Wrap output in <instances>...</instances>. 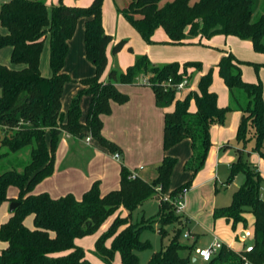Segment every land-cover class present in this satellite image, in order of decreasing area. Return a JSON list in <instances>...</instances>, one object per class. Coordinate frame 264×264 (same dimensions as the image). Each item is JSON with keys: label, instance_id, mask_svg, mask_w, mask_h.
<instances>
[{"label": "trees", "instance_id": "1", "mask_svg": "<svg viewBox=\"0 0 264 264\" xmlns=\"http://www.w3.org/2000/svg\"><path fill=\"white\" fill-rule=\"evenodd\" d=\"M162 1L131 0L120 11L146 44H153L154 32L162 28L171 45H183L187 37L201 40L222 35L248 40L255 52L264 54V3L261 13L255 17L253 0H172L160 6ZM102 2L93 0L88 7L60 3L52 8L50 17L44 0H11L0 5V27L6 30L5 35L0 33V49L9 47L12 65L20 66L13 69L0 63V164L10 155L28 151V160L21 169L11 167L0 171V206L11 200L7 195L10 187L18 190L13 200L17 206L0 226V242L5 244L0 250V264H90L75 241L96 234L120 208L128 212L127 217L117 215L95 241L93 253L104 264H112L116 254L120 264H138L137 252L149 248V244L140 240V233L149 226L144 218L132 223L130 215L159 192H168L176 158L165 155L156 167L155 179L150 182L139 177L130 180V172L121 165L118 189L101 194L99 182H94L80 200L72 194L52 198L47 193L33 194L32 191L53 174L56 145L62 133L76 139L91 137L108 152H121L120 147L102 136L101 116L111 113V102L123 104L128 100L116 84L131 85L140 76L147 78L157 107L166 109L173 105L172 111L164 113L162 147L167 151L189 140L191 156L184 169L193 177L207 159L211 127L222 126L229 112L241 113L235 137L236 159L229 166L228 182L239 173L244 180L233 194L231 204L214 208L212 218L222 219L236 229L238 225L245 227L246 216L251 215L252 251L236 252L222 244L217 253L202 264H264V199L260 197L263 178L248 161L252 152L264 157L261 153L264 147L261 83L244 81L241 76L244 63L231 53L222 55L215 66L229 94L225 108L218 107L217 96L210 91L212 69L199 78L197 91L189 92L183 100H176L174 87L165 84L170 80L175 86L188 80L189 69L200 70L197 62L158 66L141 56L124 73L118 75L110 70L107 81H101L107 66L106 49L112 41L103 29ZM81 18L85 19V56L94 65L96 74L80 81L83 88L71 99L64 117L62 91L64 84L71 80L63 67L68 42ZM47 37L50 77H44L40 71L41 52ZM125 43V40L116 43L111 53L117 54ZM83 96H89L90 103L85 121L81 122ZM191 101L195 103L194 112L189 110ZM47 132L50 133L49 143ZM251 141L254 146L246 152ZM231 147L225 145L222 149ZM190 184L170 191V201L159 202L157 215L165 217L158 230L162 238L166 236L163 227L176 222L173 199ZM29 215L33 216V229L24 224ZM179 231L164 250L152 255L148 264H191L188 257L179 255L181 249H193L188 243L178 242Z\"/></svg>", "mask_w": 264, "mask_h": 264}, {"label": "rangeland", "instance_id": "2", "mask_svg": "<svg viewBox=\"0 0 264 264\" xmlns=\"http://www.w3.org/2000/svg\"><path fill=\"white\" fill-rule=\"evenodd\" d=\"M44 1L49 17L51 15L52 8L59 5L60 3L65 6H74L82 3L85 5L84 7H88L91 3L90 0ZM130 1L131 0H103L102 2L101 15L103 18L105 31L116 38V40L120 39L127 41L132 51L129 52L126 47L122 53L118 52L120 54L117 53L113 55L110 52L111 47H109V51L107 53V66L100 79H106L110 70H115L118 75L124 73L129 67V65H127L128 61L132 60L134 62L137 57L141 56H145L152 64L155 65L197 62L200 64V70H194L193 72L189 71L190 76L192 73L191 83L188 86L186 84L182 89L179 90L174 88L176 100H183L186 96L188 87H191L192 85V88H194L196 86V78L200 72L207 73L210 69H212V72H216L215 64L220 55V51L231 50L230 52L238 60L244 63L242 65L241 71L242 79L250 83L260 82L263 88L264 99V54L255 52L250 41L215 35L208 41L203 40L201 43H198L193 37H187L183 45H171L167 43V35L163 29L158 28L153 34V44L149 46L142 40L140 35L135 32L130 23L120 14V11L123 9V7H126ZM170 1L172 0H163L160 3V6H163ZM195 1L197 0H192V2ZM263 3L264 0H253V10L255 17L261 13ZM1 29L2 28L0 27V30ZM71 46V50H74L73 59L69 64V68H67L66 71L64 70L71 81L64 84L62 91V99L64 100V103L67 100L69 101V104L66 102L67 108L65 113H67L71 102L69 99L72 92L71 90H74L75 87H80L81 80L93 77L96 74L94 65L85 56L82 20H79L78 22L75 33L71 39ZM49 53L50 42L49 38L47 37L43 43L41 52L40 71L41 69H46L50 77L51 69L49 66ZM1 61L6 62L9 66H12L10 61V49L8 47L0 49V62ZM189 79L185 82L188 83ZM149 88L151 89L150 86ZM212 88L214 89L213 91L218 98V103L221 104L224 102L225 106L228 105V92L222 84V81L214 80L212 83ZM78 92L79 91H77L76 94ZM231 120V113L229 112L227 113L222 127L226 131L225 136L227 137L226 139L229 141L230 145L235 146L237 129L236 125L233 124L234 121ZM154 123L160 125L162 135L164 129L163 115H161V120L159 123L157 120L154 121ZM62 134L58 138L55 150L56 169L59 168L57 157H59V150L62 144ZM46 135L48 136L49 143L50 133L47 132ZM217 145V138L216 140H211L210 153L207 155L205 164L194 177L190 172L185 171L184 169L185 163L187 162V160H185L187 155L186 151H181L179 154L180 158H176L177 161L172 172L173 175L170 179L169 188L174 190L186 183L191 182V184L188 192L181 198L183 203L182 211L179 213L175 206H173L174 218H176V222L169 223L163 227L166 236L162 238L158 233L160 223L165 217H158L157 213L159 209V202L170 201L168 192H159L156 196V199H148L131 213L130 221L132 223H139L141 219L144 218L145 224L149 226V228L143 229L140 233V240L149 244V248L137 252L138 264H148L152 255L156 252L164 250L173 239L174 233L178 232L179 230L180 234L178 237V242L180 244L188 243V245L193 248L192 250L181 249L179 251V255L184 258L188 257L191 261V264H202L200 259L193 261L194 257L197 258L195 251L197 249H208L215 241L228 246L236 252L243 251L246 246L252 244L253 218L251 215L246 216L245 227L243 225H238L236 229H232V227L222 219L214 220L212 218V210L214 208L226 207L231 204L233 194L238 190L244 180L243 174L239 173L228 182V165L231 163V161H235V152L233 149H228L226 152H219ZM180 146L181 145H179L178 148H181ZM253 146L254 141L251 142V147L253 148ZM261 153L264 155V147L261 149ZM113 158L117 160L118 158H121V154H113ZM27 160L28 151L26 149V151H23L18 155H10L8 159L0 164V171H4L11 167L21 169ZM248 161L258 168L260 175L263 178L260 194L264 195V157L261 156L259 152H252L248 157ZM132 173L136 172L132 171ZM155 177L156 173L154 170H152V173L143 179L149 182L155 179ZM10 193H15V195H18V190L15 187H10L8 194ZM178 195L173 199V201L178 197ZM81 197L82 196H79L78 199H81ZM74 198L77 199L75 196ZM165 214L170 215L171 213ZM115 215L116 214L113 216ZM117 215L114 217V219L117 217ZM124 218H126V216H124ZM3 219L6 221V214L2 217L0 213V226L4 222ZM239 228L250 232L251 236L245 239L244 234H242L238 238ZM120 229H122V227ZM78 242L85 252L86 260L90 264H104L93 253L95 242L94 237L87 236L79 239ZM0 249H2L1 242ZM112 264H120L118 254L115 255Z\"/></svg>", "mask_w": 264, "mask_h": 264}, {"label": "crops", "instance_id": "3", "mask_svg": "<svg viewBox=\"0 0 264 264\" xmlns=\"http://www.w3.org/2000/svg\"><path fill=\"white\" fill-rule=\"evenodd\" d=\"M92 1L93 0H90V2ZM4 2H6V0H0V5ZM84 6L85 5H83L82 3L81 4L79 3L78 5H74V6L69 5V7H84ZM79 20L83 21V32H84L85 19L81 18ZM102 25L104 32L107 35L111 36L112 38L111 43L108 45L106 49V56H107L109 47H111L110 48V52H111L112 47L121 40L120 39L116 40V38H114L111 34L105 31L103 18H102ZM0 33L2 35H5L6 30L2 28L0 30ZM231 37L232 36H228L226 38H231ZM232 38H236V37H232ZM71 39L68 42V52L63 67L64 73L66 69L69 68V64L73 59L74 50H71L72 49ZM194 40L201 43L203 40L208 41L209 39L200 40L199 37H196ZM126 47L127 50L129 48L131 49L127 41L119 52L122 53ZM230 51L231 50L220 51V55L216 60V64L222 55L231 53ZM10 54H11V49H10ZM0 63L1 64L3 63L2 65H5L13 69L20 68V66H14V65L9 66L6 62L1 61ZM133 63L134 62L132 60H129L127 65L131 66L133 65ZM158 66H162V65H158ZM215 70L216 72L213 71L212 73V83L214 80L222 81L218 75V70L216 67ZM189 71L193 72L194 69H189ZM241 71H242V67H241ZM41 74H43L45 77H49V74L47 73L46 69L45 70L41 69ZM204 74L206 73L200 72L198 74V77L196 78V86L194 88H192L193 87L192 85L191 87L189 86L186 95L191 91H197V83L199 81V78ZM191 78H192V73L187 83V86L191 83ZM101 81L106 82L107 78L103 80L101 79ZM212 83L210 86V91L214 93L213 91L214 89L212 88ZM116 87L120 93L128 96V100L123 104H117L111 102V113L109 115L101 116V121H102L101 134L104 138L115 143L118 147H120L121 152L118 153V155L121 154V158H118L117 160L113 158V154L108 152L106 149L100 147L94 139L91 140L90 138V142L87 143L85 139H76L66 133H63L61 139L62 144L59 150V157H57L59 168L58 169L55 168V161H56L55 159L53 174L50 177L41 181L38 185H36V187L32 191L33 194L47 193L52 198H59L67 194H72L77 198V200H80L78 199L79 196H82L92 186L94 182H99V188L101 194H105L112 190L118 189L120 185L121 165H124L130 173L134 171L136 172L135 174L137 177H139L142 180H145L143 178L149 176L152 173V170H154L156 173V167L160 164V162L162 161L165 155L174 158H180L179 155L180 152L185 150L187 153L185 160H188L190 158L191 147L189 140H183L182 142L171 147L167 151L163 150L162 148L163 134L161 135L160 125L155 124L154 121L157 120L159 123L161 120V115H163L164 118V113L166 111H172L173 105H171L166 109H162L156 106L154 93L149 88L146 77L140 76L131 85H124L117 83ZM82 88L83 87L81 85L80 87H75L74 90H71L72 92L70 94L69 99L71 100L75 96L76 92L80 91ZM225 89L227 90L226 87ZM66 102L67 104H69L68 100ZM66 102L64 103V100L61 97V111L64 117L66 116L65 113V110L67 108ZM89 103H90L89 96H83L81 98L80 101L81 122L85 121ZM228 104H229V94H228ZM217 105L220 108H225L228 106V105L225 106L224 102L219 104L218 98H217ZM189 110L191 112H194L196 110L195 103L193 101L190 102ZM230 113H231V118L234 121L233 124L236 125V129H237V126L240 121L241 113L237 111H232ZM222 126L214 125L213 127H211L210 139L213 141L214 139L216 140L217 138L218 141L217 148L219 152L222 151L226 152L228 149L234 150L235 148H237L236 141H235V146L230 145L229 141L226 139L227 137L225 136L226 131ZM46 139L48 142L47 135H46ZM251 142L247 145L246 152H250V150L252 149ZM179 145H181L180 146L181 148H178ZM225 145H229L232 147L228 149H222V147ZM209 153H210V149H209ZM232 162L233 161H231V163ZM231 163H229L228 167L230 166ZM256 169L258 170L257 167ZM172 190H173L172 188H169L168 193ZM7 195L11 200L4 202L0 206L1 216L3 217L6 214V221L11 215V209H10L11 203L13 202L14 199L17 198V195H15V193L8 194L7 192ZM260 197L264 199V195L260 194ZM150 199H156V197H152ZM115 214L116 215L118 214L124 218V216L127 217L128 212L120 208ZM115 216L109 217L105 221V223L101 226L99 231L96 234L92 235V237L95 238V241L102 233H104L109 228ZM3 220H4L3 223H5L6 222L5 219ZM24 224L27 228L33 229V216L29 215L28 217H26L24 220ZM243 231L244 230L242 228H239L238 238L239 236H241ZM78 241L79 239H77L75 243L77 246L81 247ZM4 247L5 244L2 243V249Z\"/></svg>", "mask_w": 264, "mask_h": 264}, {"label": "built area", "instance_id": "4", "mask_svg": "<svg viewBox=\"0 0 264 264\" xmlns=\"http://www.w3.org/2000/svg\"><path fill=\"white\" fill-rule=\"evenodd\" d=\"M6 1H11V0H6ZM165 84L167 86L174 87L176 90H179V89H182L187 83L185 81H183V82L173 86L171 84V81L168 80ZM90 138L91 137H86L85 141L87 143H89L90 142ZM136 177L137 176H136L135 173H130L128 178L130 180H134ZM188 190H189V188H187V187L182 188L181 191L179 192L178 197L173 201V204H174L175 208L177 209V211L179 213L182 211V208H183V203L181 201V198L188 192ZM242 234H244L245 239L248 238L249 236H251L250 232H248L246 230H244L242 232ZM221 245L222 244L220 242L215 241L212 244V246L209 247L208 249H197L195 251L197 259H200L202 262H208L212 258V256H214L217 253V251L220 249ZM243 251L246 252V253L251 252L252 251V244L246 246Z\"/></svg>", "mask_w": 264, "mask_h": 264}, {"label": "water", "instance_id": "5", "mask_svg": "<svg viewBox=\"0 0 264 264\" xmlns=\"http://www.w3.org/2000/svg\"><path fill=\"white\" fill-rule=\"evenodd\" d=\"M17 206V203H15V202H12L11 203V206H10V209H11V212L15 209V207ZM242 235V234H241ZM193 261H197V258H193Z\"/></svg>", "mask_w": 264, "mask_h": 264}]
</instances>
